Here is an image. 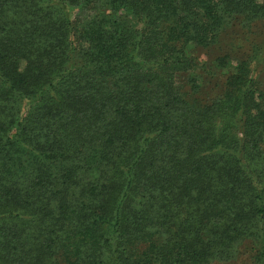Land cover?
Instances as JSON below:
<instances>
[{
	"label": "trees",
	"instance_id": "obj_1",
	"mask_svg": "<svg viewBox=\"0 0 264 264\" xmlns=\"http://www.w3.org/2000/svg\"><path fill=\"white\" fill-rule=\"evenodd\" d=\"M232 18L264 2L0 0V264H264V90L177 80Z\"/></svg>",
	"mask_w": 264,
	"mask_h": 264
},
{
	"label": "rangeland",
	"instance_id": "obj_2",
	"mask_svg": "<svg viewBox=\"0 0 264 264\" xmlns=\"http://www.w3.org/2000/svg\"><path fill=\"white\" fill-rule=\"evenodd\" d=\"M264 2V0H257ZM67 15H73L74 9L64 6ZM129 22L134 24L132 19ZM186 52L195 58V64L181 73L177 80L188 99L205 102L223 93L226 77L233 72L236 59L247 61L250 74L256 86L264 90V20L229 19L224 23L215 39L207 45H186ZM224 58V63L219 60ZM29 104H21L23 113ZM13 131V129L11 130ZM249 243L239 246L236 256L230 259H214L210 264H255L254 251Z\"/></svg>",
	"mask_w": 264,
	"mask_h": 264
}]
</instances>
